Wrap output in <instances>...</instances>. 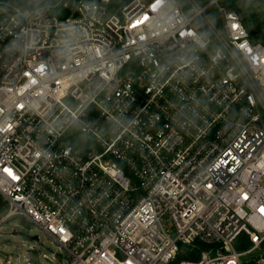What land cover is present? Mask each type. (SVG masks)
Returning <instances> with one entry per match:
<instances>
[{
	"label": "built area",
	"instance_id": "built-area-1",
	"mask_svg": "<svg viewBox=\"0 0 264 264\" xmlns=\"http://www.w3.org/2000/svg\"><path fill=\"white\" fill-rule=\"evenodd\" d=\"M186 1L0 0L3 220L69 264H264V43Z\"/></svg>",
	"mask_w": 264,
	"mask_h": 264
},
{
	"label": "rangeland",
	"instance_id": "rangeland-1",
	"mask_svg": "<svg viewBox=\"0 0 264 264\" xmlns=\"http://www.w3.org/2000/svg\"><path fill=\"white\" fill-rule=\"evenodd\" d=\"M196 1L202 7L211 0ZM183 2L187 6V1L183 0ZM206 15L214 23H219L220 15L217 5H211ZM247 16L253 29L264 31V0H251ZM64 102L70 107L76 104L71 97H67ZM8 210V203L0 195V264H28L29 262L32 264H69L71 262L68 253L34 223L22 216L3 220ZM14 232L18 234L13 235ZM28 237H38V240Z\"/></svg>",
	"mask_w": 264,
	"mask_h": 264
},
{
	"label": "trees",
	"instance_id": "trees-1",
	"mask_svg": "<svg viewBox=\"0 0 264 264\" xmlns=\"http://www.w3.org/2000/svg\"><path fill=\"white\" fill-rule=\"evenodd\" d=\"M72 1V0H70ZM129 0H110V9L112 12H118ZM221 4L229 9L239 11L241 13L244 23L251 34L256 37V41L264 43V31L261 29L255 30L250 26L247 16L248 7L251 0H221ZM244 7V9L242 8Z\"/></svg>",
	"mask_w": 264,
	"mask_h": 264
},
{
	"label": "water",
	"instance_id": "water-1",
	"mask_svg": "<svg viewBox=\"0 0 264 264\" xmlns=\"http://www.w3.org/2000/svg\"><path fill=\"white\" fill-rule=\"evenodd\" d=\"M18 233L17 232H14L13 235H17ZM20 235H23L22 233H20ZM32 240H38V237H28Z\"/></svg>",
	"mask_w": 264,
	"mask_h": 264
},
{
	"label": "snow or ice",
	"instance_id": "snow-or-ice-1",
	"mask_svg": "<svg viewBox=\"0 0 264 264\" xmlns=\"http://www.w3.org/2000/svg\"><path fill=\"white\" fill-rule=\"evenodd\" d=\"M13 175H14V174H13ZM260 211H261L262 213H264V208H261ZM60 231L63 232L64 230L61 229Z\"/></svg>",
	"mask_w": 264,
	"mask_h": 264
}]
</instances>
